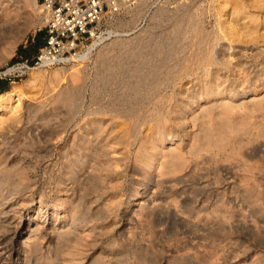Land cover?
Returning a JSON list of instances; mask_svg holds the SVG:
<instances>
[{"label": "rangeland", "instance_id": "1", "mask_svg": "<svg viewBox=\"0 0 264 264\" xmlns=\"http://www.w3.org/2000/svg\"><path fill=\"white\" fill-rule=\"evenodd\" d=\"M35 5L17 0L11 21L0 8V67L35 53L33 37L44 32L45 23L38 0ZM128 5L105 17L104 30L113 34H106L88 63L77 66L85 72L75 86L67 73L54 81V69L5 82L0 264H23L25 257L27 264H264V113L248 121L251 138L226 127L232 134L223 130L229 135L223 153L208 157L200 149L193 155L195 148H216L202 128L217 116L220 102L244 91L264 100V58L258 52L264 46V0ZM215 35L221 43L238 37L231 44L239 50L242 70L200 65ZM58 86H66L67 100L56 98ZM204 106L212 113H204ZM189 109L203 113L199 121H182ZM160 135L163 146L172 139L179 144L187 162L173 189L159 180L157 164L148 179H135L143 162L156 158ZM235 140L241 155L232 154ZM77 165L83 175L73 177ZM31 180L30 198L20 193ZM153 193L158 199L144 205ZM54 211L55 226L69 234L58 236L49 227ZM176 213L180 217L172 218Z\"/></svg>", "mask_w": 264, "mask_h": 264}, {"label": "bare ground", "instance_id": "2", "mask_svg": "<svg viewBox=\"0 0 264 264\" xmlns=\"http://www.w3.org/2000/svg\"><path fill=\"white\" fill-rule=\"evenodd\" d=\"M26 1V0H25ZM17 2V0H0V8H1V10H2V13L3 12H5V14H4V16L5 17H7L8 19H10V21L12 20V19H16V11L14 10L15 9V3ZM30 2H31V4H33V6H36L35 5V0H30ZM27 4V3H26ZM17 6V5H16ZM237 8V7H236ZM19 9V8H18ZM236 12H238L237 10H236ZM17 13H18V11H17ZM234 13H232V15H233ZM235 15H238V14H235ZM240 15H241V11H240ZM43 16V15H42ZM234 16V15H233ZM43 19H44V17H43ZM254 22V21H253ZM234 25V24H233ZM27 29H30L31 27H33L34 29H35V26H32L31 25V23L30 24H28L27 23ZM258 27V26H257ZM256 26H255V28H257ZM32 28V29H33ZM175 28V27H174ZM253 28V27H252ZM248 29V28H247ZM252 30V29H251ZM256 30V29H255ZM26 31V30H25ZM240 32V31H239ZM24 33V32H23ZM107 34H111V33H107ZM113 34V33H112ZM111 34V35H112ZM197 34V33H196ZM238 34V33H237ZM226 35V34H225ZM229 35V34H228ZM253 35V34H252ZM251 35V36H252ZM110 35H108V37H109ZM235 36V35H234ZM232 37V40H231V37H230V39L229 40H231L232 42H235L237 39H238V37ZM250 36V37H251ZM258 36V35H257ZM263 36H264V34L261 36L262 38L261 39H263ZM199 37V36H198ZM245 37V36H244ZM249 37V36H248ZM253 37V36H252ZM20 38V37H19ZM18 38V39H19ZM185 38V37H184ZM237 38V39H236ZM254 38V40L256 39V37H253ZM17 39V38H16ZM224 39L226 40L227 38H225L224 37ZM247 39V38H246ZM249 39V38H248ZM103 40V39H102ZM102 40H100V41H94L93 42V44H91L90 46H88L87 47V49H85V50H83L81 53H80V55L78 56V57H75V58H70L69 60H67L66 62H63V63H59V64H54V65H49V66H41V67H36V68H30L28 71H27V73H26V76H27V74L29 73V76L31 77V76H33L34 74H35V72L36 71H39L38 69H42V70H40V72H45V71H47V70H52V69H54V70H52L53 71V80L54 81H56V82H58V81H60V77L59 76H61V74H64V73H67L68 74V76H69V78H70V81H71V84L73 85V86H75L76 85V83H77V81L82 77V75L84 74V72H85V69L83 68L84 66L82 65V67L81 68H77V66H79L80 64H84L85 62H89L90 61V58H91V56H92V54H93V51L95 50V48L97 47V46H99L100 45V43L102 42ZM106 40V39H105ZM201 40V39H200ZM199 40V41H200ZM222 40V39H221ZM250 41H251V39H249ZM254 40H252V41H254ZM257 40V39H256ZM264 41V40H263ZM17 42V41H16ZM205 42V41H204ZM230 42V41H229ZM231 42V43H232ZM201 43H202V41H201ZM208 43V42H207ZM231 43H228L227 42V40H226V42H222L221 43V41H220V38L219 37H217L216 35H215V37L213 38V40H212V43H210V45H209V47H207V48H205V50H204V54L201 56L202 58H201V62H200V65L201 66H204V68L206 67V65L207 64H212L213 66L215 65L216 66V68H219V69H224V71H226V70H228V71H234V72H236V71H238L239 69H243V67H241L240 66V55H239V50L238 49H236V47H233V44H231ZM202 45V44H201ZM101 46H103V45H101ZM105 46V45H104ZM207 46V45H206ZM215 46H216V49H215ZM217 46H218V48H217ZM262 47V48H261ZM260 48H259V53H262V55H263V58H264V46H261ZM101 48V47H100ZM99 48V51H101V49ZM103 48V47H102ZM98 51V52H99ZM252 53V52H251ZM255 53V52H254ZM100 54V53H99ZM102 54V53H101ZM103 55V54H102ZM152 55V54H151ZM261 55V56H262ZM97 56H99V55H97ZM127 56V55H126ZM197 56V55H196ZM256 56V55H255ZM101 57V56H100ZM175 60V59H174ZM199 60V59H198ZM144 61V60H143ZM146 61V60H145ZM187 61V60H186ZM240 61V62H239ZM152 62V61H151ZM250 62V61H249ZM244 64V63H243ZM197 65V64H196ZM199 65V64H198ZM242 65V64H241ZM62 66V67H61ZM142 66V65H141ZM163 66V65H162ZM208 66V65H207ZM240 66V67H239ZM243 66V65H242ZM246 66V65H245ZM65 67H68L67 69L65 68ZM80 67V66H79ZM140 67V66H139ZM197 67V66H196ZM192 68V67H191ZM203 68V69H204ZM190 69V68H189ZM218 69V70H219ZM217 71V70H216ZM240 71V70H239ZM208 72H210V71H208ZM207 72V73H208ZM218 72V71H217ZM166 74V73H165ZM211 74V73H210ZM239 75H240V73H238ZM25 76V77H26ZM241 76V75H240ZM214 77V76H213ZM219 77V76H218ZM237 77V76H236ZM240 78V77H239ZM218 79V78H217ZM237 79V78H236ZM216 80V79H215ZM243 80V79H242ZM179 82V81H178ZM12 83H15V82H12ZM11 83V84H12ZM59 83V82H58ZM245 83V82H244ZM243 84V83H242ZM58 85V84H57ZM60 85V84H59ZM207 85V84H206ZM244 85H246V84H244ZM221 87V86H220ZM93 88V87H92ZM57 89V88H56ZM207 89V88H206ZM209 89V88H208ZM210 92V91H209ZM212 93V92H211ZM248 92L247 91H244L243 93H242V95H239L240 93H238V92H234V93H232L231 94V97L229 96V101H222V102H220V106H218V107H220L221 108V110L218 112V113H213V117H214V115L216 116V114H217V116L216 117H214L212 120L210 119L209 121H207V122H209V124H207V122H206V127H204L202 124V126L204 127V128H202V132L204 131V134L202 133V135H204V136H206L204 139H206V140H208V143H209V145H214V146H216V148H209V147H211V146H208V147H206V148H201V147H199V148H195L194 149V151H193V155H199V153H200V149H205V153L207 154V156H208V154H209V156H211V157H213V156H216L217 154H219V153H223V151L226 149V148H224V146H226V144H225V142H228V141H226V136L228 135V134H224L223 133V130L227 127V129L229 128V130L230 131H233V132H236V135H238L237 134V131L238 132H242L243 134H245V136H247L246 134H249L248 135V138H251V133H249V128H250V126H248L250 123L248 122V121H250L251 119V117H259V116H262V114L264 113V100L262 101V99H260V96L259 97H256V96H252L251 95V97L250 96H247L246 94H247ZM70 94V93H69ZM74 95H75V93H74ZM245 95V96H244ZM67 90H66V86H58V89L56 90V98H62V97H64V99L65 100H67L66 98H67ZM70 96V95H69ZM240 96V98L238 99V97ZM237 97V98H236ZM242 97V98H241ZM167 98V97H166ZM261 98H263L262 96H261ZM165 99V98H164ZM236 99H238V100H236ZM56 100V99H55ZM65 100L63 101V102H65ZM75 100V99H74ZM5 101V100H4ZM57 101H61V100H57ZM56 101V102H57ZM154 101V100H153ZM1 103H3V100H1V98H0V104ZM74 103V102H73ZM156 103V102H155ZM192 103V102H191ZM60 104V103H59ZM91 104V103H90ZM63 105V104H62ZM104 107V106H103ZM201 107V106H200ZM209 107H210V105H209ZM209 107H205L204 106V113L208 110V108ZM189 108V107H188ZM203 108V107H202ZM205 108H206V111H205ZM211 108V107H210ZM214 108V107H213ZM215 109V108H214ZM217 109V108H216ZM215 109V110H216ZM200 110H201V108H200ZM200 110H198L199 112H192L191 111V109H189L188 111H187V113H189L188 114V116H185L184 118H183V122H185V120H186V118L188 117V120L190 119V117L191 118H193V120H197L198 119V121H199V118H201L202 117V114H201V112H200ZM211 110V109H210ZM207 111V112H210V113H212V111ZM160 112V111H159ZM129 113V112H128ZM109 115V114H108ZM160 115H161V113H160ZM206 115V114H205ZM209 115H212V114H209ZM84 116V115H83ZM99 116V115H98ZM121 116V115H120ZM164 116V115H163ZM204 116V115H203ZM208 116V115H207ZM204 118V117H203ZM134 120V119H133ZM214 120V121H213ZM181 121V122H182ZM187 121V120H186ZM191 121V120H190ZM189 121V122H190ZM197 121V122H198ZM101 122V121H100ZM165 122V121H164ZM176 122H178V121H176ZM181 122H180V124H181ZM182 122V123H183ZM159 123V122H158ZM193 124L195 123L194 121L192 122ZM203 123V122H202ZM99 124V123H98ZM187 124V123H186ZM159 125V124H158ZM157 125V126H158ZM200 125V124H199ZM251 125V124H250ZM192 126H194V125H192ZM159 127H160V125H159ZM185 127V126H184ZM201 127V126H200ZM186 128V127H185ZM190 128H192V127H190ZM204 129V130H203ZM227 129H225L226 130V132L228 133V131H227ZM251 129V128H250ZM198 130H200V129H198ZM253 130H254V128H253ZM229 131V132H230ZM96 132V131H95ZM131 133V132H130ZM194 133V132H193ZM199 133V132H198ZM231 133V132H230ZM242 133H239V134H241L242 135ZM259 133V132H258ZM232 134V133H231ZM233 134H235V133H233ZM192 135V134H191ZM194 135H196V134H194ZM199 135V134H198ZM99 136V135H98ZM229 136V135H228ZM235 137H238V136H235ZM96 138V137H95ZM108 138V137H107ZM195 138V137H194ZM197 139V138H196ZM236 140H237V138H235ZM199 140V139H198ZM227 140H228V138H227ZM234 141V147L232 148V154L233 155H241V151H240V149L241 148H237L238 147V142L239 141ZM162 141H163V137H162V135H160V143H158V145L156 146V148H155V146H152V148L154 147L155 148V151H156V158L154 157V158H152V160H150L149 162H148V159H146L145 160V162H143L144 164V167H145V169H143L144 171H142L141 173H140V171H139V175H135L136 177H135V179L137 180V181H142V180H145V179H148V176H149V174L152 172V168H153V166L155 165V164H157V173L159 174V176H161V177H159V180H160V178H162L161 180L163 181V183L165 184V185H167L169 188H171V189H173L174 188V186H173V182H174V178H175V176H176V174L181 170V168L182 167H184V165H185V163H187L186 162V160H185V158H184V154H183V152H182V149L181 148H179L180 146H179V144H176V145H173V144H175L174 143V140L172 139L170 142H169V144L167 145V146H163V144H162ZM202 141H204V140H202ZM248 141V143H249V141L250 140H247ZM85 142V141H84ZM198 142H200V141H198ZM241 142V141H240ZM253 142V141H252ZM133 143V142H132ZM207 143V144H208ZM233 143V142H232ZM231 144V143H230ZM244 143H242V145H243ZM145 145V144H144ZM152 145V144H151ZM213 145H212V147H213ZM241 145V144H240ZM264 145V144H263ZM81 146V145H80ZM196 146V145H195ZM230 146V145H229ZM99 147V146H98ZM217 147H219V148H217ZM223 147V148H222ZM257 147V146H256ZM147 148V147H146ZM151 148V147H150ZM242 148H243V146H242ZM264 148V147H263ZM76 150V149H75ZM63 151V150H62ZM66 151V150H65ZM73 151V150H72ZM108 151V150H107ZM154 151V152H155ZM203 151V150H202ZM263 151V150H262ZM51 152V151H50ZM61 152V151H60ZM102 152V151H101ZM53 153V152H52ZM62 153V152H61ZM66 153V152H65ZM136 154V153H135ZM134 154V155H135ZM85 155V154H84ZM86 155H88V154H86ZM143 155V154H142ZM141 156V155H140ZM203 156H205V155H203ZM208 156V157H209ZM199 157H202L201 156V154H200V156ZM198 157V158H199ZM218 157V156H217ZM230 157V156H229ZM47 158H48V156H47ZM139 158V157H138ZM143 158V157H142ZM147 158V157H146ZM203 158V157H202ZM248 158V157H247ZM68 159V158H67ZM123 159V158H122ZM144 159V158H143ZM150 159V158H149ZM154 159V160H153ZM212 159V158H211ZM216 159V158H215ZM115 160V159H114ZM199 160V159H198ZM135 161V160H134ZM243 161V160H242ZM140 162V161H139ZM77 163V162H76ZM96 163V162H95ZM141 163H142V160H141ZM81 164V163H80ZM110 164V163H109ZM124 164V163H123ZM238 164V163H237ZM73 165H74V163H73ZM63 166V165H62ZM67 166V165H66ZM79 168L77 169V171H74V174H72L73 175V177H77V176H79V174L82 176L83 175V173H81L82 171H81V169L83 170V166L82 165H77ZM70 167V166H69ZM143 167V168H144ZM155 167V166H154ZM75 168V167H74ZM106 168V167H105ZM71 169V168H70ZM69 169V170H70ZM122 169V168H121ZM141 169V168H140ZM185 169V168H184ZM67 170H68V168H67ZM183 170V169H182ZM70 173H71V170H70ZM72 173H73V171H72ZM77 173V174H76ZM152 174V173H151ZM20 175V174H19ZM25 175V174H24ZM69 175H71V174H69ZM29 176V175H28ZM67 177V176H66ZM20 178V177H19ZM24 178V177H23ZM84 178H86V177H84ZM75 179V178H74ZM77 179V178H76ZM75 179V180H76ZM158 179V178H157ZM29 180V179H28ZM67 180V179H66ZM69 180V179H68ZM151 180H153V179H151ZM162 181H161V183H162ZM34 180H31V181H29L28 183H27V185H26V187L25 188H23V190H22V193H20V194H22V195H26V194H28V196L31 198V196L33 195V191H34ZM158 184L160 183V182H157ZM162 183V184H163ZM172 183V184H171ZM62 184V183H61ZM136 184V183H135ZM82 185V184H81ZM64 186V185H63ZM66 186V185H65ZM68 186V185H67ZM71 186V185H70ZM164 186V185H163ZM57 187V186H56ZM139 187V186H138ZM62 188V187H61ZM164 188H166V186H164ZM167 189V188H166ZM21 190V189H20ZM56 191V190H55ZM68 192V191H67ZM70 192H71V188H70ZM153 192V191H152ZM40 194V193H39ZM28 196H25L24 198H27ZM22 197V196H21ZM65 198V197H64ZM23 199V198H22ZM66 199V198H65ZM156 199H158V196H156L155 195V193H153L152 195H150L148 198H146L145 200V202H143L144 203V205H150V204H152L153 203V201L154 200H156ZM69 203V202H68ZM44 204V203H43ZM142 205V204H141ZM41 206H43L42 205V201H39V211L40 210H42V207ZM155 208H157V207H159L160 205L159 204H156V205H153ZM157 206V207H156ZM71 208V207H70ZM160 208V207H159ZM1 209V208H0ZM176 211V210H175ZM73 212V211H72ZM6 213V212H5ZM54 213H55V215H53V219L51 220V223L49 224V227H51V229H53V233L55 234L56 233V235H58V236H61V235H66V234H69L68 233V231L69 230H67L66 228H65V231L63 230H61V227L59 228V227H56L55 225H56V221H57V216H56V214H57V211H54ZM53 213V214H54ZM70 213V212H69ZM173 213H174V211H173ZM74 214V213H73ZM140 216V215H139ZM180 217V215H179V213H176V215H174L173 214V216H172V218H179ZM50 219V218H49ZM139 219V218H138ZM141 219V218H140ZM20 221V220H19ZM18 221V222H19ZM34 221V220H33ZM137 221V220H136ZM72 223V222H71ZM222 223H223V221H222ZM27 224H31V222L29 221ZM223 224H225V223H223ZM71 225V224H70ZM44 226V225H43ZM226 226V225H225ZM36 229H32V230H30V232L31 233H34L35 235H39V233L41 232V231H39L38 229V231H35ZM66 230H67V232H66ZM12 231V230H11ZM45 233V232H44ZM34 234H33V236H34ZM40 236V235H39ZM34 240V239H33ZM38 244V243H37ZM40 244V243H39ZM38 244V245H39ZM25 245V244H24ZM82 245V244H81ZM26 247H27V245H25ZM32 246H35V245H32ZM40 246V245H39ZM31 248V247H30ZM28 249V248H27ZM25 250V249H24ZM28 251V250H27ZM25 252V251H24ZM79 252V251H78ZM29 254V253H28ZM27 254V255H28ZM69 255V254H68ZM72 255H74V254H72ZM78 256V254H75V256ZM81 255V254H80ZM71 256V255H70ZM186 256V255H185ZM74 257V256H73ZM26 258V257H25ZM23 258V261H20V262H23V264H27L26 263V259L28 258ZM71 258H72V256H71ZM75 258V257H74ZM180 258H185L184 257V255H180ZM187 258V257H186ZM21 260V259H20ZM72 261H74L73 259H71V261L70 262H72ZM77 261V260H76ZM80 261V260H79ZM83 261V260H82ZM69 263V262H68ZM80 263V262H79ZM20 264V263H19ZM71 264V263H70Z\"/></svg>", "mask_w": 264, "mask_h": 264}, {"label": "built area", "instance_id": "3", "mask_svg": "<svg viewBox=\"0 0 264 264\" xmlns=\"http://www.w3.org/2000/svg\"><path fill=\"white\" fill-rule=\"evenodd\" d=\"M135 0H38L44 17L43 43L31 56L0 67V82H14L30 68L49 66L75 58L94 41L105 38L102 22ZM129 6V5H128Z\"/></svg>", "mask_w": 264, "mask_h": 264}, {"label": "trees", "instance_id": "4", "mask_svg": "<svg viewBox=\"0 0 264 264\" xmlns=\"http://www.w3.org/2000/svg\"><path fill=\"white\" fill-rule=\"evenodd\" d=\"M42 30L36 32L35 36L33 37V44L35 46V52L37 48L43 43V36L44 32L41 33ZM8 89V85L5 82H0V93Z\"/></svg>", "mask_w": 264, "mask_h": 264}]
</instances>
